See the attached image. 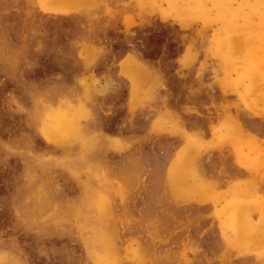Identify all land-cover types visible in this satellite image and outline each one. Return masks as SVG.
Wrapping results in <instances>:
<instances>
[{"label":"rangeland","instance_id":"obj_1","mask_svg":"<svg viewBox=\"0 0 264 264\" xmlns=\"http://www.w3.org/2000/svg\"><path fill=\"white\" fill-rule=\"evenodd\" d=\"M264 0H0V264H264Z\"/></svg>","mask_w":264,"mask_h":264},{"label":"bare ground","instance_id":"obj_2","mask_svg":"<svg viewBox=\"0 0 264 264\" xmlns=\"http://www.w3.org/2000/svg\"><path fill=\"white\" fill-rule=\"evenodd\" d=\"M264 4V3H263Z\"/></svg>","mask_w":264,"mask_h":264}]
</instances>
